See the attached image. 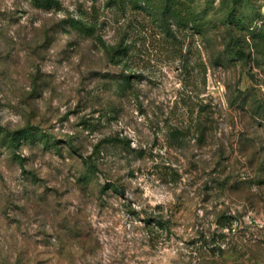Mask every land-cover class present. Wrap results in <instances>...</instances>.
<instances>
[{"label":"rangeland","instance_id":"1","mask_svg":"<svg viewBox=\"0 0 264 264\" xmlns=\"http://www.w3.org/2000/svg\"><path fill=\"white\" fill-rule=\"evenodd\" d=\"M50 1L0 0V134L51 141L0 138V264H264V45L233 2L183 0L197 26L168 33Z\"/></svg>","mask_w":264,"mask_h":264},{"label":"trees","instance_id":"2","mask_svg":"<svg viewBox=\"0 0 264 264\" xmlns=\"http://www.w3.org/2000/svg\"><path fill=\"white\" fill-rule=\"evenodd\" d=\"M46 3L51 5L50 0H45ZM183 0H111V3L118 7H125L128 3L133 6L134 9H144L147 11H151L156 18L161 20L165 25L168 33H171L172 25H175L177 28H187L190 24L193 26H197V17L196 14H193V17L182 13L181 3ZM233 2V6L226 14V21H228L231 25L246 28L248 25V29L251 31L250 34L255 41H260L264 45V19H259L261 24L259 26H251L253 18H262L263 14L260 10L256 11L254 3L252 0H231ZM143 4V7H142ZM252 11V13H251ZM264 18V17H263ZM71 26L82 32L85 36H91L94 28L89 26L84 20H74L71 23ZM128 48H119L114 51V55L125 56L127 55ZM129 76H125L123 79V85L126 89H128L132 84ZM1 141L4 145H10L13 147H17L18 143L24 141L36 142L40 140L44 142L46 145H51V141L49 140V136L44 135L42 133L35 134L31 132V130L27 129L23 132H7L4 131L0 134ZM114 191H117L116 186H112Z\"/></svg>","mask_w":264,"mask_h":264}]
</instances>
